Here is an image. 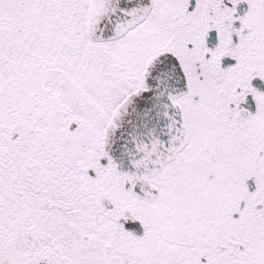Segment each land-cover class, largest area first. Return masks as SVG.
<instances>
[{
  "label": "snow or ice",
  "instance_id": "1",
  "mask_svg": "<svg viewBox=\"0 0 264 264\" xmlns=\"http://www.w3.org/2000/svg\"><path fill=\"white\" fill-rule=\"evenodd\" d=\"M0 264H264V0H0Z\"/></svg>",
  "mask_w": 264,
  "mask_h": 264
}]
</instances>
